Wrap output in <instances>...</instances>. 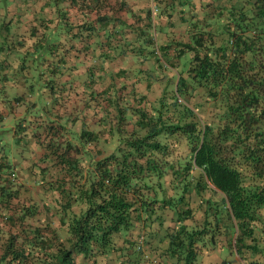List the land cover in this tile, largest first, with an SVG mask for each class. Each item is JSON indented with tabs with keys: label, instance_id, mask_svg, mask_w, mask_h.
I'll return each mask as SVG.
<instances>
[{
	"label": "trees",
	"instance_id": "16d2710c",
	"mask_svg": "<svg viewBox=\"0 0 264 264\" xmlns=\"http://www.w3.org/2000/svg\"><path fill=\"white\" fill-rule=\"evenodd\" d=\"M0 4V264H264V0Z\"/></svg>",
	"mask_w": 264,
	"mask_h": 264
},
{
	"label": "rangeland",
	"instance_id": "374dc122",
	"mask_svg": "<svg viewBox=\"0 0 264 264\" xmlns=\"http://www.w3.org/2000/svg\"><path fill=\"white\" fill-rule=\"evenodd\" d=\"M149 100L152 101L150 97ZM5 130L8 129L6 128ZM9 132L10 131H8V133ZM6 135L8 136L7 133ZM217 197L218 196H216V198ZM170 216L171 214L168 213L167 218H169ZM141 247L144 250V254L139 252L134 253L130 250L126 251V253L129 252V255H127L129 259L127 258L126 260H123L126 261L125 263H123L122 260H116L120 261L123 264H160V260L165 261V258L162 257V253L150 254L153 253V250H155L154 246L149 244H141ZM223 262H225V264H245L239 257H237L232 252H229L227 247L212 248V250L206 251L196 264H223Z\"/></svg>",
	"mask_w": 264,
	"mask_h": 264
},
{
	"label": "crops",
	"instance_id": "0c3cea01",
	"mask_svg": "<svg viewBox=\"0 0 264 264\" xmlns=\"http://www.w3.org/2000/svg\"><path fill=\"white\" fill-rule=\"evenodd\" d=\"M7 14V8H4V6H2L0 4V21L5 17V15ZM0 101H4V100H0ZM23 113V109L19 108L17 110V112H15V114L9 113L8 111L4 110V120L0 123V130L4 131L6 128L8 130H11L14 128L13 124L14 121L16 122L19 117L21 116V114ZM8 130H5V132L8 134L4 135V141L2 143V145H11L12 144V132L8 133ZM5 133V134H6Z\"/></svg>",
	"mask_w": 264,
	"mask_h": 264
}]
</instances>
